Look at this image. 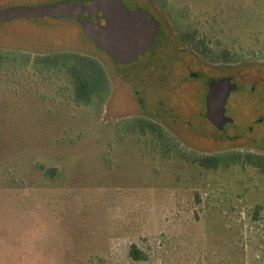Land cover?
<instances>
[{
    "label": "rangeland",
    "instance_id": "374dc122",
    "mask_svg": "<svg viewBox=\"0 0 264 264\" xmlns=\"http://www.w3.org/2000/svg\"><path fill=\"white\" fill-rule=\"evenodd\" d=\"M66 1L89 0H0V11ZM123 2L150 3L171 37L165 56L150 60L167 68L175 57L169 85L159 70L142 72L148 59L113 64L75 21L0 24V50L16 57L0 69V264H264V173L195 161L250 153L243 140L251 82L264 81V0ZM186 34L194 41H182ZM62 52L103 67L105 100L78 104L65 72L32 67ZM224 74L243 89L226 108L225 133L238 139L205 118L209 79ZM169 86L166 98L159 91ZM139 119L161 123L163 137L143 134ZM131 245L147 260L133 261Z\"/></svg>",
    "mask_w": 264,
    "mask_h": 264
},
{
    "label": "water",
    "instance_id": "95a60500",
    "mask_svg": "<svg viewBox=\"0 0 264 264\" xmlns=\"http://www.w3.org/2000/svg\"><path fill=\"white\" fill-rule=\"evenodd\" d=\"M18 19L75 21L84 37L115 65H129L136 61L153 44L158 33V26L155 22L146 21L144 11L128 10L123 0L66 1L0 11V24ZM191 77H196V74H191ZM207 89L205 118L214 128L222 131L227 124L233 123L225 115V107L237 85L232 78H222L210 81Z\"/></svg>",
    "mask_w": 264,
    "mask_h": 264
},
{
    "label": "trees",
    "instance_id": "16d2710c",
    "mask_svg": "<svg viewBox=\"0 0 264 264\" xmlns=\"http://www.w3.org/2000/svg\"><path fill=\"white\" fill-rule=\"evenodd\" d=\"M194 39L193 36L186 34L183 36L182 41L193 42ZM196 50L199 52L202 51L198 46L196 47ZM204 51H206L205 48ZM10 53L11 52L0 50V69H3L7 64L13 65V62H16L15 55ZM28 64L29 58L24 62V65ZM32 67L35 69L42 68L65 72L71 81L74 100L78 104L88 105L95 98L105 100L110 91L108 78L103 67L90 57L69 52L55 53L38 56L34 59ZM159 77L161 76L159 75ZM135 126L139 127L143 134L146 133V131H149L159 138L163 137V125L161 123L139 119L136 120ZM195 161L199 166L211 170L229 167L234 164H248L264 173V156L251 153L236 152L216 154L202 157ZM52 175L54 176V173ZM128 255L135 262L147 260V255L136 245L130 246Z\"/></svg>",
    "mask_w": 264,
    "mask_h": 264
},
{
    "label": "flooded vegetation",
    "instance_id": "af4514ba",
    "mask_svg": "<svg viewBox=\"0 0 264 264\" xmlns=\"http://www.w3.org/2000/svg\"><path fill=\"white\" fill-rule=\"evenodd\" d=\"M125 5V4H124ZM148 7L150 8H145V6H135L134 8H129L125 5V7L130 10V11H137V10H141L144 11L146 13V21L147 22H155L156 25L158 26V33L157 36L154 39L153 44L142 54L140 55L137 59L139 60L140 58H145L149 60V63L151 62L150 60L156 59V58H160L161 56H165L164 54L167 52V49L169 48V43L172 42L171 37L168 36L165 32V30L163 29V26L161 24V21L157 18V13L154 11L153 8H151V4L148 3L147 4ZM153 7V6H152ZM92 21H95V19L91 18ZM101 24H104V21L101 20L100 21ZM153 52H151V50H153ZM162 50V52H161ZM168 52H170L168 50ZM169 55V54H167ZM169 57V66L167 65L166 67H152L151 63H145L142 67V72L146 75L148 74H152V72H156L157 71L161 77L162 80H164V76L166 75V81L168 82V85L170 83L169 81V77H167L168 75L171 76L173 74L178 73L177 71V67H175V64H173L172 62L176 61L175 57H173L171 54L168 56ZM162 58V57H161ZM134 61V62H136ZM131 63V64H134ZM182 63H184L182 61ZM129 64V65H131ZM193 64V63H192ZM187 66L186 68L190 71L193 68V65L191 64H186ZM196 66H200L201 64L199 62L195 63ZM166 66V65H165ZM152 69V70H151ZM174 72V73H172ZM172 73V74H171ZM190 78L191 74L189 73ZM198 77H195L196 79H199L201 77V74L197 75ZM153 76H151L150 78H152ZM154 78V77H153ZM172 78V77H171ZM222 78H232V82H234L237 85V89L236 91L232 92L228 98L227 104L229 102V99L231 97V95L235 92H238L240 90L241 93H243V89H241V83L237 80L236 76L234 74H224L221 77L218 78H211L209 79V82L212 80H218V79H222ZM168 79V80H167ZM156 81V80H155ZM162 82V81H161ZM208 82V83H209ZM254 83V85L251 87L250 90V95L252 96V103H249L248 105L250 106V108L252 109V111L249 113L250 118V125L249 127L246 129V132L244 133L245 135V139L244 141V147L247 148L248 151H250V153L252 154H256V155H262L264 156V81L261 82H251ZM260 89V93H257L258 89ZM149 91H152V89L148 90L146 88V92L149 93ZM208 91V89H207ZM160 94H164L166 98H168L167 96H170L172 91H171V87H166L165 89H161L159 91ZM138 94V92H136V95ZM138 103L140 105H143L142 100L138 99ZM159 105L158 107L162 108L163 107V102H158ZM227 104L225 109L227 108ZM157 110H159V108H156ZM225 115L227 116L226 112ZM155 117H159V115H156ZM228 117V116H227ZM233 124V123H232ZM228 125L231 124H227L224 129L220 132L225 133V129ZM225 138L227 140H231V139H238L239 136L237 135H233L232 137L228 136V134L225 135Z\"/></svg>",
    "mask_w": 264,
    "mask_h": 264
}]
</instances>
